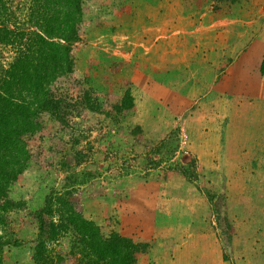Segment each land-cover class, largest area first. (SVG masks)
Wrapping results in <instances>:
<instances>
[{
    "label": "rangeland",
    "instance_id": "1",
    "mask_svg": "<svg viewBox=\"0 0 264 264\" xmlns=\"http://www.w3.org/2000/svg\"><path fill=\"white\" fill-rule=\"evenodd\" d=\"M135 1H83L87 43L77 50L74 69L93 100L102 104L106 111L125 88L129 87L131 94L133 79L144 78L150 82L146 87L151 89L148 93L154 102L149 104L153 105L152 118L157 126L149 129L144 128V124L141 126L142 119L132 117L134 108L115 123L100 112L87 111L67 131L59 129L53 118L44 117L43 129L28 138V145L32 150L42 145L53 166L33 165L10 187L9 198L16 203L23 202L26 208L12 210L8 215V229L0 228L1 241L11 234V239L20 242L19 246L2 247L1 264H34L37 228L32 213L43 205L44 197L51 190L61 191L65 185L75 193L81 190L83 216L106 234L115 232L143 242L147 239L149 215L156 208L167 215L173 214L178 241H183L179 246L183 250L179 254L181 264H201V253H208L206 256L211 264H216L219 258L226 264H264V122L261 117L245 121L243 134L247 139L241 141L246 146L255 141L249 148L252 162L248 165L235 163L242 156L230 149L243 144L233 141L237 130L241 132L245 123L241 112L231 116L232 121L227 126L230 165L223 166L221 161L218 167L201 166L191 150L186 121L177 120L170 132L159 133L157 98L159 41L162 39L159 34H166L162 40L163 51L169 50L172 43L167 39L173 26L170 21H161L159 13L158 20L155 19L151 11L146 10L151 6L144 7ZM160 1L159 11L170 17L174 9L172 0ZM187 1L190 3L186 11L205 8L207 14L215 17L223 15L225 10L220 4L229 3L224 0ZM30 4L31 0L13 1L14 14L17 13L20 22H28ZM195 25H199L198 21ZM181 28L185 29L183 23ZM20 30L34 31L25 24ZM156 45L154 53L152 49ZM12 57V52L0 45V64L7 66ZM134 88L138 89L136 95L141 97V86ZM261 89L264 92V86ZM131 97L135 107L132 94ZM142 110H138L140 117ZM134 127L141 129L140 135L135 131L131 134ZM175 207L177 210H173ZM194 232L200 237L189 239ZM136 235L141 237L137 239ZM202 237H209L214 245L203 244ZM187 240L191 243L187 244ZM147 244L149 250L139 257L137 264H141L142 259L144 264H159V240ZM67 247L68 241L60 238L46 249L52 256L65 252Z\"/></svg>",
    "mask_w": 264,
    "mask_h": 264
},
{
    "label": "trees",
    "instance_id": "2",
    "mask_svg": "<svg viewBox=\"0 0 264 264\" xmlns=\"http://www.w3.org/2000/svg\"><path fill=\"white\" fill-rule=\"evenodd\" d=\"M13 1L0 0V45L13 54L7 66L0 64L1 229H8L12 210L26 208L23 202L9 198L10 187L33 165L53 166L42 145L35 150L28 145V138L43 129L44 117L53 118L59 129L67 131L87 111L100 112L115 123L134 108L129 87L119 97L113 96L116 103L106 111L76 77V52L87 43L84 0H31L28 22L19 21ZM21 24L34 31H21ZM259 73L264 79V57ZM134 131L141 133L139 127L131 134ZM67 188L51 190L32 213L37 228L34 264H137L139 257L146 255V242L103 233L87 220L82 213L81 190L75 193ZM10 236L1 241L0 234V255L3 246L20 245ZM60 238L68 241L66 251L49 255L47 245Z\"/></svg>",
    "mask_w": 264,
    "mask_h": 264
},
{
    "label": "crops",
    "instance_id": "3",
    "mask_svg": "<svg viewBox=\"0 0 264 264\" xmlns=\"http://www.w3.org/2000/svg\"><path fill=\"white\" fill-rule=\"evenodd\" d=\"M138 1L144 7L151 6L150 10H146L151 11L155 19L158 20L159 13L161 21H170L173 26L169 30L171 36L167 39L168 43H172L169 50L165 48L163 51L162 40L166 34H159L162 38L159 41V117L155 116L159 118V133L170 132L177 120L186 121L191 150L197 155L201 166L218 167L221 161L223 166L232 163L228 160L227 150V126L232 121L231 116H238V112H241L244 122H251L258 117L264 122V92L260 90L264 86V80L259 73L264 57V0L222 3L220 7L225 10L220 17L207 14L205 8L186 11L185 8L190 3L187 0H172L174 9L170 17L164 11H159L161 1ZM191 17L197 18L195 20ZM197 21L200 26L195 25ZM182 23L185 29L181 28ZM157 47L158 45L152 49L154 53ZM141 79H133L131 85V94L135 100L132 117L135 120L141 118V126L144 124V128L149 129L157 126L152 118L153 105L149 104L153 97L148 93L151 89L146 87L150 82ZM135 85L141 86V97L136 95L138 89L134 88ZM203 89L205 90L200 94ZM138 110L143 111V116L140 117ZM246 123L241 126V132L237 130L236 139H232L238 144L247 139L246 134H243ZM251 145L243 143L230 148H233L234 154L240 153L242 156L235 163L251 164V156H248L252 153L249 150ZM167 214L162 213L158 207L149 215L145 232L147 239L143 242L154 243L159 240V264H181L179 254L183 250L179 246H182L180 243L183 241H178V227H173L174 215ZM195 235V232L189 235V239L200 237ZM139 237L141 236L136 235L137 239ZM200 240L203 244L214 245L209 237H202ZM190 243L187 240V244ZM212 248L215 249V246ZM202 249L206 250L205 246ZM151 251L155 253L154 249ZM206 254L208 255L200 254L201 264H211ZM143 260L141 264H144ZM216 264H226V261L219 258Z\"/></svg>",
    "mask_w": 264,
    "mask_h": 264
}]
</instances>
